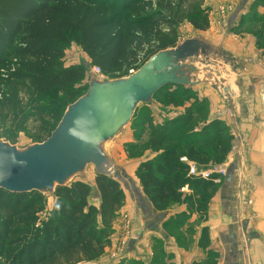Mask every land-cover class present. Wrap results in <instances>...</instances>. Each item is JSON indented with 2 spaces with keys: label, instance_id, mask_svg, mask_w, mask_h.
Returning a JSON list of instances; mask_svg holds the SVG:
<instances>
[{
  "label": "trees",
  "instance_id": "1",
  "mask_svg": "<svg viewBox=\"0 0 264 264\" xmlns=\"http://www.w3.org/2000/svg\"><path fill=\"white\" fill-rule=\"evenodd\" d=\"M189 3L0 0V137L12 144L21 135L31 143L46 141L64 108L87 92V85L76 86L85 80L86 70L61 65L65 46L71 42L79 46L106 79L127 77L159 51L175 47L179 42L176 29L181 24L189 22L200 32L209 30L208 10L185 7ZM254 4L264 7V0ZM161 93L163 90L155 98ZM165 95L167 100L173 99V94ZM207 109V103L197 99L179 118L153 127L147 134L156 156L140 163L136 177L158 211L185 202L190 211L204 216L214 176L210 180L191 176L183 159L202 167L223 166L234 140L223 122L203 123ZM138 148H143L142 142L126 148L129 159L145 155V151L135 152ZM96 185L99 209L89 203L91 187L78 180L57 189L46 218L41 194L1 191L0 264H80L102 256L125 192L113 178L96 176ZM184 190L191 195L184 197Z\"/></svg>",
  "mask_w": 264,
  "mask_h": 264
},
{
  "label": "crops",
  "instance_id": "2",
  "mask_svg": "<svg viewBox=\"0 0 264 264\" xmlns=\"http://www.w3.org/2000/svg\"><path fill=\"white\" fill-rule=\"evenodd\" d=\"M211 1L210 28L203 37L238 61L237 74L227 84L232 102L209 87L186 89L206 100L209 110L204 124L219 120L234 136L223 165L227 175L210 191L203 217L190 211L185 202L156 210L140 182L128 189L124 177L125 201L110 227L108 247L96 260L82 264H264V7L253 0ZM228 9L227 23H223L220 12ZM188 38L193 37L183 40ZM155 156L149 151L129 160L127 173L135 177L140 163ZM183 161L190 163L186 158ZM194 165L206 173L214 169ZM86 183L91 187L89 203L99 209L96 179ZM183 193L191 195L190 190ZM54 203L46 208L47 213ZM123 215L129 217V233ZM98 224L102 227L99 218Z\"/></svg>",
  "mask_w": 264,
  "mask_h": 264
},
{
  "label": "water",
  "instance_id": "3",
  "mask_svg": "<svg viewBox=\"0 0 264 264\" xmlns=\"http://www.w3.org/2000/svg\"><path fill=\"white\" fill-rule=\"evenodd\" d=\"M234 56L203 36L179 41L159 51L127 77L88 78V90L70 104L50 137L20 147L0 139V192L39 193L55 197L93 167L96 176L124 182L123 169L110 146L130 125L141 106H149L166 87H209L223 91L232 102L227 84L237 74Z\"/></svg>",
  "mask_w": 264,
  "mask_h": 264
},
{
  "label": "rangeland",
  "instance_id": "4",
  "mask_svg": "<svg viewBox=\"0 0 264 264\" xmlns=\"http://www.w3.org/2000/svg\"><path fill=\"white\" fill-rule=\"evenodd\" d=\"M177 1L178 0H175V2ZM258 1L259 0H253V3H258ZM211 2V0H190V3L185 7L189 8V6L193 7L196 5L200 8L204 7L208 10L207 15L208 17H210L209 13L211 12L212 7L210 6ZM229 11V9L221 10L220 14L223 16L221 17L223 23H227L228 18H226V14ZM252 13H254L252 15H255L256 12ZM163 31L166 33L169 32L167 28H164ZM229 31L231 32V27H229ZM205 33L206 32L196 31L189 22L181 24L176 29V35L179 41L187 37L205 36ZM64 50L65 57L61 61V65L63 67H83L86 70V78L83 82L77 84L76 86L79 87L82 85H87L88 89V78L89 75L93 73L94 68L92 67L90 59L74 42H71L68 46H65ZM192 91L193 89H183L182 87L171 86L163 89L164 93H161V95L154 98L153 102L149 106H141L137 110L135 117L133 118L130 125L126 128L125 132L115 142L111 144L110 151L114 160L119 165V167L123 169L124 172H126L125 180L128 184V189H135L136 184H138V179L136 178V176L134 177L132 173H130L131 176L127 173L130 172V170L128 171V169H130L129 160L131 159L128 158L126 148L132 147L133 145L142 142L143 148H138L135 150V152L137 150L145 151L144 153L151 151L149 140L147 137V134L150 133L151 128L164 125L166 122L171 120H176V118H179L181 116L180 109L187 110L188 108H192L195 100L198 99L199 102L204 101L202 99L200 100L199 97L195 96ZM220 93H222L223 95L225 94L223 91H220ZM165 94H173V99L167 100ZM197 108L199 107L195 106V109ZM65 109L66 108H64V110ZM207 110H209V108ZM0 139L4 140V137H0ZM30 144H32L31 141L27 139L24 135H21L17 141V145H19L20 147H26ZM94 179H96V175L94 173L93 167H91L89 169L87 177H85L84 179H77L75 181L82 180L87 182L90 180L93 181ZM122 183L123 182H121V185L123 187V190L125 191L126 187H124V184ZM216 186L217 185L215 184L214 187ZM53 201H56V197L50 199L44 198L43 204L45 205V208L50 207ZM49 214L50 213H47L45 210L44 218H46V216H48Z\"/></svg>",
  "mask_w": 264,
  "mask_h": 264
},
{
  "label": "built area",
  "instance_id": "5",
  "mask_svg": "<svg viewBox=\"0 0 264 264\" xmlns=\"http://www.w3.org/2000/svg\"><path fill=\"white\" fill-rule=\"evenodd\" d=\"M224 13V12H223ZM135 72L134 70L130 71V74ZM93 74L99 76L102 79H106V76L103 74L102 70L98 67L93 68ZM262 101L264 102V94L262 96ZM194 162H190L188 165L190 166V175L198 178H203L206 180H210L213 178V182L216 185H220L222 183V180L224 177L227 175V168L224 166H220L214 169H212L211 172L206 173L203 170L197 169L196 165H194ZM123 220H124V228L125 230L129 233L131 231L130 225H129V217L127 215H123ZM82 264V263H80Z\"/></svg>",
  "mask_w": 264,
  "mask_h": 264
}]
</instances>
